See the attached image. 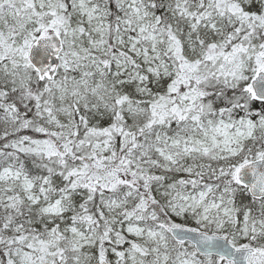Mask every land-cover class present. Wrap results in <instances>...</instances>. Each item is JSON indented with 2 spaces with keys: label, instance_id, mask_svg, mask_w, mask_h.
Masks as SVG:
<instances>
[{
  "label": "snow or ice",
  "instance_id": "obj_1",
  "mask_svg": "<svg viewBox=\"0 0 264 264\" xmlns=\"http://www.w3.org/2000/svg\"><path fill=\"white\" fill-rule=\"evenodd\" d=\"M0 264H264V0H0Z\"/></svg>",
  "mask_w": 264,
  "mask_h": 264
}]
</instances>
